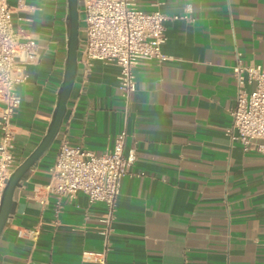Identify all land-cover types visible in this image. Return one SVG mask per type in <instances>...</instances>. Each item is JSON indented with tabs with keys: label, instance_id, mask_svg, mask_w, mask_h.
<instances>
[{
	"label": "crops",
	"instance_id": "crops-1",
	"mask_svg": "<svg viewBox=\"0 0 264 264\" xmlns=\"http://www.w3.org/2000/svg\"><path fill=\"white\" fill-rule=\"evenodd\" d=\"M8 2L15 24L40 52L12 119L20 163L56 106L68 1ZM134 2L167 15L168 58L139 60L129 99L117 86V63L97 59L86 70L78 62L61 129L19 187L0 234V264H102V255L89 252L105 249V264H264V152L245 151L226 134L238 89L233 66L238 59L264 63V0ZM121 131L125 154L134 149L136 159L122 179L106 237L100 219L106 203L79 192L58 205L47 187L49 167L61 137L100 152ZM25 229L38 234H20Z\"/></svg>",
	"mask_w": 264,
	"mask_h": 264
},
{
	"label": "built area",
	"instance_id": "built-area-1",
	"mask_svg": "<svg viewBox=\"0 0 264 264\" xmlns=\"http://www.w3.org/2000/svg\"><path fill=\"white\" fill-rule=\"evenodd\" d=\"M80 15L78 62L86 70L97 59L117 63V86L126 99L137 90L133 69L139 60L168 58L162 51L167 39V15L159 9L143 11L134 0H81ZM39 57L38 43L27 36L25 28L15 24L8 0H0V202L6 182L19 164L14 153L16 131L12 121L22 101L19 90L29 78V64ZM233 75L238 89L226 134L245 151L264 152V63L238 59ZM246 82L253 83L250 90L245 88ZM125 138L126 131H121L111 148L95 152L63 136L49 167L47 187L58 198V205L62 197L74 198L79 192L91 202L106 203L107 211L100 218L106 237L112 229L122 179L136 159L134 149L125 154ZM26 233L36 236L38 231H20L22 235ZM106 250L89 253L102 255L101 262L105 264Z\"/></svg>",
	"mask_w": 264,
	"mask_h": 264
},
{
	"label": "water",
	"instance_id": "water-1",
	"mask_svg": "<svg viewBox=\"0 0 264 264\" xmlns=\"http://www.w3.org/2000/svg\"><path fill=\"white\" fill-rule=\"evenodd\" d=\"M68 1V41L64 76L57 102L47 130L36 147L17 165L8 178L0 202V234L12 219L16 195L23 181L54 143L64 120L68 101L77 77L79 63L78 50L81 34V15L79 0Z\"/></svg>",
	"mask_w": 264,
	"mask_h": 264
}]
</instances>
